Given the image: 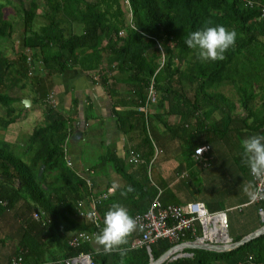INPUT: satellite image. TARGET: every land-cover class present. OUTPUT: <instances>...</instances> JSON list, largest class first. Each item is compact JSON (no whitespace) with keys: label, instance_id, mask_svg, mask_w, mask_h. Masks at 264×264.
Returning <instances> with one entry per match:
<instances>
[{"label":"trees","instance_id":"16d2710c","mask_svg":"<svg viewBox=\"0 0 264 264\" xmlns=\"http://www.w3.org/2000/svg\"><path fill=\"white\" fill-rule=\"evenodd\" d=\"M122 1L126 4L125 0H31L28 4L16 0L19 7L16 10L21 14L19 28L5 18V6L0 3V41L12 39L18 32L22 49L17 61L0 51V87L14 69L20 81L36 84L41 92L44 77L78 67L91 73L112 98L120 130L124 134L133 130L144 133L142 142L133 148L146 161L140 166L139 177L128 172L127 159H112L125 186L99 206V227L77 216L78 202L89 196V188L84 174L77 172L72 160L69 165V119L49 104L47 92L40 93L39 98L45 119L26 138L24 154L16 152L11 144L0 142V218L11 213L21 217L25 224L33 219L36 234L47 240L52 238L63 249L61 264L82 252L93 254L89 242L74 247L71 239L81 232L97 236L103 227V209L110 208L118 198L135 201L139 214L146 211L158 194L149 175L154 148L147 128L155 118L164 122V116L151 114L146 120L137 110L145 103L154 76L158 91L155 104L165 108L166 115L181 118L168 130L182 139L188 138L193 151L208 143L204 140L206 131L216 133L217 127L207 129L211 114L228 109L225 123L234 115L236 104L221 91L224 86H232L237 93L246 114L243 122L254 115L257 128L264 126V115H257L253 109L257 102L264 108V0H129L132 12L129 24ZM216 24L234 28L238 34L236 43L226 52L225 59L201 61L185 40L192 31ZM122 32L124 36L120 35ZM123 82L129 86L125 92L119 87ZM12 104L13 98L0 88V105L6 109V118L1 120L4 129L21 114L20 111L14 114ZM118 106L121 110L116 111ZM27 154H30L28 161ZM91 172L84 170L86 174ZM129 185L134 191L123 195ZM261 204L264 207V200ZM34 214L40 220L36 221ZM69 233L73 235L67 238ZM137 233L140 236L138 229L132 236H138ZM21 245L18 252L23 250L26 264L29 245L27 242ZM130 245L121 244L111 251L93 254L92 259L102 264H149L151 256L157 260L176 244L158 240L150 246L151 253L145 247L132 249ZM184 252L192 256L163 264H264V234L226 252L200 249Z\"/></svg>","mask_w":264,"mask_h":264},{"label":"crops","instance_id":"0c3cea01","mask_svg":"<svg viewBox=\"0 0 264 264\" xmlns=\"http://www.w3.org/2000/svg\"><path fill=\"white\" fill-rule=\"evenodd\" d=\"M17 39L18 32L12 39L0 41V51L12 61H17L22 51L21 43ZM43 80L42 91L39 92L36 84L20 81L14 69L5 77V82L0 88L13 98L11 109L14 114L19 111L21 114L15 123L4 129L1 127V120L6 118V109L0 105V142L9 143L14 149L20 147L24 154L26 138L45 119V111L39 102L40 93L47 92V96L53 93L56 109L69 119V158L73 161L75 169L91 179L95 195L114 189L111 195L113 197L118 190L124 188L125 181L123 176L115 171L112 159L116 157L126 161L128 151L136 145L138 147L144 133L133 130L124 134L120 130L112 98L91 73L76 67L61 75L44 77ZM119 87L123 92L129 88L124 82ZM223 93L236 104L234 115L228 123L223 122L228 109L223 108L210 115L207 129L217 127V130L212 135L207 131L204 133V140L208 143L202 146L209 145L211 149L204 155V161L201 163L197 162L195 150L189 146L188 138H185V141L178 137V134L173 135L168 130V126L173 129L181 118L177 115H166L167 110L159 108L156 104L152 106V116H164L163 121L166 124L160 122L162 119L155 118L147 128L154 148L151 159L154 162V174L149 171V175L158 192H161L160 200L164 205L202 202L211 212L227 211L228 235L235 243L264 227V220L259 214V210H264V207L261 203L253 202L256 184L242 149L243 140L251 135L264 133V126L260 130L257 128L258 120L254 115L244 123L246 114L239 105L237 93ZM254 107L257 115H264V108L260 107L259 102ZM115 110L119 111L121 107H115ZM29 159L30 154H27L25 160ZM126 166L128 172L138 174L139 177L141 165L133 166L127 163ZM85 169H91L92 172L86 174ZM200 177L202 186L199 187ZM116 202L127 207L133 216L139 212L137 203L131 198H118ZM108 209H103V218ZM75 218L80 220L76 216ZM34 219L40 220L36 214ZM27 222L28 224H25L21 217L16 218L11 213L0 218V264H7L17 255L24 242L29 245L26 264H61L65 255L61 246H56L52 238L47 240L45 236L37 235V226L33 219L30 218ZM72 235L73 233L67 234V238ZM42 237L43 241L40 240ZM139 237V234L133 237L131 233L123 244L131 243L132 248V243ZM90 244L93 254L106 251L97 242L96 236ZM48 250L56 254L49 253ZM53 256L58 257L57 261V257L54 260ZM127 262H130L129 259Z\"/></svg>","mask_w":264,"mask_h":264},{"label":"built area","instance_id":"2783aa9c","mask_svg":"<svg viewBox=\"0 0 264 264\" xmlns=\"http://www.w3.org/2000/svg\"><path fill=\"white\" fill-rule=\"evenodd\" d=\"M130 18L132 19V12L130 9L129 0H125ZM264 14V6L262 7ZM131 23V22H130ZM120 33V35H122ZM32 62V59H28ZM164 59L162 61L163 66ZM155 76L151 79L148 88V96L143 105H139L137 110L143 113L146 120L149 118L152 112V106L158 101V91L154 80ZM50 105L56 106L54 94L51 93L48 96ZM210 150L209 146H202L195 150L194 156L198 163L204 161V155ZM71 161V160H70ZM153 162V161H152ZM151 162V163H152ZM127 163L129 165L138 166L146 163L145 159L139 152L131 149L127 157ZM72 161L69 163L71 166ZM150 170V168H149ZM255 184V194L253 202L260 204L264 200V176H254L251 174ZM86 183L89 188V196L79 201L77 205V216L81 219H89L94 226H100L99 211L98 208L103 202L110 199L114 193V189H108L106 192L95 195L92 191L93 184L88 176H85ZM161 192L159 191L155 199L151 202L146 211L141 212L134 217L137 220L138 231L140 237L135 239L132 243L133 249L147 248L148 252H151L150 246L156 243L158 240H169L171 243L180 245L183 243H197V244H212L218 246H226L231 243L228 237V214L227 211H209L205 204L202 202H188L184 205H164L160 200ZM259 214L264 220V210L260 209ZM84 232L78 233L72 241L71 246H80L83 243H90L94 237ZM175 245V246H176ZM23 250L12 257L7 264H24ZM191 257L185 254L184 250H181L178 258ZM178 258H173L178 259ZM253 257H249V261H252ZM65 264H95L90 253H80L78 256L67 259Z\"/></svg>","mask_w":264,"mask_h":264},{"label":"clouds","instance_id":"9594fccd","mask_svg":"<svg viewBox=\"0 0 264 264\" xmlns=\"http://www.w3.org/2000/svg\"><path fill=\"white\" fill-rule=\"evenodd\" d=\"M237 35L234 28H227L223 24L208 25L192 31L185 43L195 50L199 60L219 61L225 59L226 52L235 45ZM242 149L251 173L257 177L264 176V133L244 139ZM132 191L134 189L129 185L122 194ZM137 228V220L129 209L116 202L106 211L96 240L106 251H111L123 244Z\"/></svg>","mask_w":264,"mask_h":264},{"label":"water","instance_id":"95a60500","mask_svg":"<svg viewBox=\"0 0 264 264\" xmlns=\"http://www.w3.org/2000/svg\"><path fill=\"white\" fill-rule=\"evenodd\" d=\"M264 234V227L259 230L256 233H253L252 235L242 239L241 241L238 242H232L226 246L222 245V246H218V245H212V244H197V243H183L180 245H176L173 248H171L170 250H168L166 253H164L159 259L154 260V258L151 256V260L149 264H163L169 260H172L173 258H178V255H175L177 252H180L181 250H185V249H200V250H206V251H214V252H226V251H230V250H234L239 248L240 246H243L244 244L248 243L249 241H252L253 239L261 236ZM229 237V235H228ZM151 253V252H150ZM188 256H192V254L189 253H185Z\"/></svg>","mask_w":264,"mask_h":264},{"label":"rangeland","instance_id":"374dc122","mask_svg":"<svg viewBox=\"0 0 264 264\" xmlns=\"http://www.w3.org/2000/svg\"><path fill=\"white\" fill-rule=\"evenodd\" d=\"M22 1H24L26 4H28L31 0H22ZM0 3H3L4 6H5V9H4V16H5V18H7V19L13 21L14 23H17L18 24V22L20 21L21 14H19L18 11H17L19 7H18V4H17L16 0H11L10 3H7V0H0ZM122 4H123V9L125 11V21H126V24L127 23L129 24L131 22L130 13L127 10V6H126V4H124L123 1H122ZM17 28H19V24H18ZM121 36H124V32H123V34ZM221 91L222 92H225V93H228L230 91L234 92L235 90H234V88L232 86H224V87H222ZM151 114L152 115L154 114V111L153 110H152ZM15 151L18 152V153H21V148L20 147H17V148H15ZM153 170L154 169L151 166L150 172L152 174H154V171ZM200 186H202V178L201 177H200V180H199V187ZM195 188H197V187H195ZM3 241H4V243H6V240L5 239H3ZM178 254H181V251L180 252H177L175 255H178Z\"/></svg>","mask_w":264,"mask_h":264}]
</instances>
